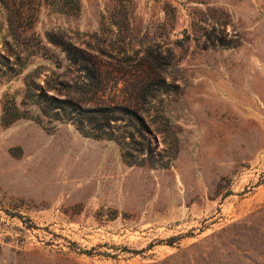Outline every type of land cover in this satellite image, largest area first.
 Masks as SVG:
<instances>
[{"label": "rangeland", "instance_id": "obj_1", "mask_svg": "<svg viewBox=\"0 0 264 264\" xmlns=\"http://www.w3.org/2000/svg\"><path fill=\"white\" fill-rule=\"evenodd\" d=\"M0 264H264V0H0Z\"/></svg>", "mask_w": 264, "mask_h": 264}, {"label": "trees", "instance_id": "obj_2", "mask_svg": "<svg viewBox=\"0 0 264 264\" xmlns=\"http://www.w3.org/2000/svg\"><path fill=\"white\" fill-rule=\"evenodd\" d=\"M64 50L67 54V58L74 64L79 65L80 68L85 69V63L87 62V58L85 54H83V51H81L79 48L73 46V45H66L64 43ZM95 84V90L97 91L99 89V81H97ZM93 87H88L83 92V96L78 98V100L69 98L62 101H59L58 104L61 110V113H56L55 115L59 118H69L71 120H75L76 122H79L81 130L88 136V137H95V138H101L105 137L109 140H112L113 134L109 132V128L111 127V122L113 120H117L116 112L117 111H110L107 108L103 107H95V108H85L84 107V100L88 102L86 98L87 94L90 93L94 89ZM99 92V90H98ZM89 98V97H88ZM50 102V105L48 107L41 108V112L44 116H48L51 114V106L54 104V102L50 99L48 100ZM118 109L122 108L117 106ZM131 114L136 115L135 111H130ZM138 119L142 121L139 117ZM13 119L9 117L8 114L5 111L3 122L10 123ZM88 123L91 125L92 128H86L83 126L84 123ZM151 148V147H150ZM150 154H151V149Z\"/></svg>", "mask_w": 264, "mask_h": 264}]
</instances>
